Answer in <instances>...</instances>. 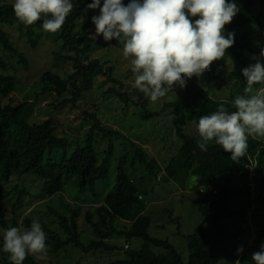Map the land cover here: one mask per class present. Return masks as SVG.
<instances>
[{
  "label": "trees",
  "instance_id": "16d2710c",
  "mask_svg": "<svg viewBox=\"0 0 264 264\" xmlns=\"http://www.w3.org/2000/svg\"><path fill=\"white\" fill-rule=\"evenodd\" d=\"M92 0H72L74 5L72 13L67 17L62 29L53 34L54 41L60 42V49L69 51L73 56L65 57V60L73 61V73L65 79L58 75L45 72L41 76L44 84L42 93H55L57 99L62 100L65 94H69V102L75 103L83 98V95L94 89V81L104 77L105 82L119 84L111 77V69H105L102 63L92 58L97 52L110 47L119 48L122 44L116 40L104 41L102 36L95 35V28L91 22L94 15L99 11L88 9L87 5ZM129 0H124L127 4ZM236 2V0H234ZM103 0H101V7ZM12 4L6 0H0V46L1 48L20 59L25 69L27 62L23 54L18 53L9 42L7 35L1 29V25L15 27L17 33L27 38L28 43L35 48L45 32L41 22L32 26H25L16 19ZM253 0H244L240 11L233 21L225 26V35L228 32L243 29L246 25L254 28H264V21L260 15L252 12ZM86 17L85 21L83 17ZM255 30L245 31L240 37H234V45L226 50V54L235 59L238 67L231 70L228 78L233 82L228 89L227 98H212L206 89V85L212 82H220L216 85L218 90L223 85V80L218 79L217 70L211 69L203 81L199 82L196 77L190 79L185 87V92L180 99L165 105L170 109L172 127L175 136L181 141V147L175 156L164 163L162 169L145 149L130 141L128 144L133 148L134 156L131 165L139 164L148 172L147 176L154 177L160 181L158 174L162 175V182H173L180 190L190 188L194 194L192 203L201 217V228L197 233L186 236L187 261L184 262L176 248L168 240H161L149 235L151 218L146 214L147 204L144 202L145 190L137 187L135 180L125 172L127 161L122 158L117 169L116 179L112 191L106 194L100 201L90 203L98 206L95 210L97 221H93L92 215L86 214V223L89 225L95 239L83 244L78 234V209L69 210L66 217L49 209L51 214L58 220V226L62 234L56 233L48 228L47 234L49 245V258H52L68 246H73L84 254L91 252L112 253L120 248L110 245L107 240L113 237H123L127 241L139 239L142 245L138 250L130 251L128 245L123 246L124 258L111 262L110 264H218L220 260L226 264H233L239 259L241 264H251V255L248 254L254 247L260 250L264 244V220L260 218L259 205H264V148L259 138H249L248 156L241 159L239 163L230 160V153H225L220 146L210 143L207 151H201L197 147L199 140L197 130L186 136L184 129L192 124H198L203 115H210L223 104L229 111H234L233 100L235 96L243 93L245 78L242 69L255 63L249 60L247 53H255L252 50L249 35ZM264 48V42L261 43ZM3 63L0 67L4 69ZM16 79L10 75L0 73V100L7 99L14 91ZM101 84L99 85V88ZM108 93L117 98L126 109L129 106H141L145 115L143 118L152 119L158 113L148 112L146 101H132L126 92L120 93L109 89ZM63 101V100H62ZM68 101V99H67ZM34 104L28 101L17 105L1 104L0 102V186L7 184L12 178L20 180L26 175H34L41 179V193L50 198L62 192L64 186L74 179V187L80 194L91 193L96 196V185L105 179L109 171V160L112 153L110 146L99 159L94 146L93 138L97 133L103 137H121L119 132L105 130L95 117V114H85L90 120V127L86 135V144L77 146L69 154V143L65 137L56 135V128L52 119H47L39 124H29L33 113ZM61 151L60 158L52 157L54 153ZM101 155V154H100ZM256 161V189L251 197L250 190L246 184L247 165L249 161ZM241 179L243 183L236 185L235 181ZM160 183V182H159ZM210 189L216 191L212 194ZM17 190V189H15ZM203 190V193H200ZM27 192L23 189L17 190L15 201L12 205V214L20 207L22 196ZM140 197V198H139ZM180 201L184 195L180 194ZM251 211V226L256 229V237L250 243L248 235L249 227L244 228L247 212ZM260 212V211H259ZM171 213V212H170ZM172 215V214H170ZM171 217V216H170ZM118 219L128 224L126 228L117 230L114 227ZM6 210L0 197V240L7 229ZM29 220H24L23 227H30ZM13 220L12 227H15ZM2 235V236H1ZM247 238L243 240V238ZM128 243V242H126ZM243 247V253L237 255V249ZM151 248L162 250L155 254ZM2 250V245H0ZM0 264H11L4 252L0 253ZM23 264H39L31 256H28Z\"/></svg>",
  "mask_w": 264,
  "mask_h": 264
},
{
  "label": "rangeland",
  "instance_id": "374dc122",
  "mask_svg": "<svg viewBox=\"0 0 264 264\" xmlns=\"http://www.w3.org/2000/svg\"><path fill=\"white\" fill-rule=\"evenodd\" d=\"M6 1L10 4L14 3V0ZM235 3L240 8L244 0H236ZM96 11H99V9H96ZM252 12L255 15H260L263 22L264 0H253ZM85 19L84 15L82 21H85ZM1 29L7 35L12 47L18 53L23 54L27 62V69H25L19 58L5 52L0 46V62L4 65V69L0 67V73L13 76L16 79L14 91L7 99L0 100L1 104L17 105L24 101L33 103L34 109L29 119V124H39L47 119H52L56 128V135L61 138L65 137L69 143L67 154L77 146L82 147L86 144L90 120L86 118L84 113L88 115L95 114L103 129L119 132L121 135L120 138L115 136L103 137L101 133L94 135L93 146L99 159L103 157V153L110 146L112 147L109 171L105 179L96 185V196H92L91 193L80 194L78 189L72 184L74 179L64 186L62 192L50 198L41 193L43 181L34 175H26L20 180L12 178L7 184L1 185L0 197L6 210L7 228L12 227L13 220H15V227H23L24 220L27 219L31 223L33 219H37L43 230L48 228L62 234L57 218L51 214L49 209L66 217L69 216V210L78 209L77 232L81 242L86 244L95 239V235L86 223L85 218L86 214L89 213L92 215L93 221L96 222L95 210L98 206L90 202L100 201L112 191L116 179V169L121 159L125 158L127 161L125 172L135 180L139 189L145 190L144 202L148 208L146 214L152 221L148 231L149 235L157 239L168 240L179 252L183 261L186 262L188 252L185 238L187 235L197 233L201 228V217L192 203L191 197L194 194L184 195V200L180 201V189L175 183L162 182V175L158 174L160 177L159 183L154 177L147 176L148 172L143 166L136 164L133 167L131 161L134 151L128 144V141H130L144 148L146 153L160 164L162 169L164 163L176 155L182 144L174 134L171 111L165 108V105L180 99L185 92V88L175 87L173 89L175 94L169 93L157 102H151L132 87L134 82L133 74L129 62L123 58V46L119 48L110 47L97 52L92 58L98 59L105 69L110 67L111 77L119 84L105 82V78L101 77L94 81L93 91L84 94L80 101L69 102L71 99L69 94H65L62 101L57 99V95L54 92L42 93L44 84L41 81V76L45 72H50L65 79L67 75L74 71L73 61L65 60V57H71L73 54L69 51L61 50V43L54 41L55 35L53 36L52 33L43 32L39 43L33 48L25 36L17 33L15 27L1 25ZM252 30L255 31L249 35V40L252 50L257 52L247 53L246 57L249 60H254L252 57H259L263 48L260 45L264 42V28L256 29L252 25H246L243 29L234 31V37H240L245 31ZM261 63H264V60H261ZM236 67H238V63L228 54H226L225 59L214 61L210 65V70L215 68L218 79L224 81L220 90L215 87L220 85V82H212L210 85H206V89L212 98L223 99L228 97V89L233 84L228 78V74ZM210 70L199 78V82L203 81V77ZM189 82L190 80L186 82V86ZM100 84L101 87L99 88ZM109 89H114L120 93L126 92L134 102L141 95L140 101H146L147 111L158 113V116L152 119L143 118L145 111L141 106H129L125 109L117 98L108 93ZM195 130V124L189 125L184 129V134L191 136ZM259 139L264 141V138ZM60 156L61 151H57L52 155L55 159L60 158ZM242 183L241 179L235 181L236 185H241ZM15 189H23L27 194L22 196L20 207L14 210L16 213L14 216L12 214V205L17 191ZM170 210H173V214L170 213ZM259 211L257 212L260 214V218L264 220V205H259ZM127 226L128 224L118 219L114 222V227L117 230ZM245 239L247 238H243V240ZM107 242L110 245L117 246L120 250L112 253L97 251L84 254L70 245L46 262L35 261L39 264H110L124 258L123 246L128 245L130 251H135L142 245V241L139 239L127 241L123 237H113ZM0 245H2V240H0ZM151 249L155 254L162 252V250L156 248ZM256 251H259V249L254 247L248 254L252 255ZM1 252L3 251L0 250Z\"/></svg>",
  "mask_w": 264,
  "mask_h": 264
},
{
  "label": "clouds",
  "instance_id": "9594fccd",
  "mask_svg": "<svg viewBox=\"0 0 264 264\" xmlns=\"http://www.w3.org/2000/svg\"><path fill=\"white\" fill-rule=\"evenodd\" d=\"M72 0H14L18 22L32 26L41 22L48 33L62 29L73 11ZM88 9H99L91 22L95 35L104 41L122 44L123 58L133 74L132 87L155 103L173 89H184L186 82L199 78L214 61L226 58L234 45V32L225 35L239 6L234 0H92ZM255 63L242 69L243 93L233 100L234 111L221 104L210 115H203L196 125L197 147L207 151L210 143L230 153L239 163L248 156L249 138H264V48ZM47 234L37 219L30 227H10L2 236V251L11 264H23L28 256L37 261L49 259ZM243 247L237 249V255ZM251 264H264V244L253 252ZM218 264H226L223 259ZM233 264H241L239 259Z\"/></svg>",
  "mask_w": 264,
  "mask_h": 264
},
{
  "label": "built area",
  "instance_id": "2783aa9c",
  "mask_svg": "<svg viewBox=\"0 0 264 264\" xmlns=\"http://www.w3.org/2000/svg\"><path fill=\"white\" fill-rule=\"evenodd\" d=\"M262 147L264 148V143L262 144ZM256 161L255 159L249 161V164L247 165L246 169H247V177H246V184L250 190V193H251V197H254L253 193L256 189V182H255V179L257 178V175H256ZM211 193L212 194H215L216 191L214 189H210ZM200 193H203V190H200ZM140 198V197H139ZM251 211L250 210L249 212H247V215L245 217V224H244V228L246 227H249V232H248V235L250 237V243H252L256 237V229L253 228L251 226Z\"/></svg>",
  "mask_w": 264,
  "mask_h": 264
},
{
  "label": "crops",
  "instance_id": "0c3cea01",
  "mask_svg": "<svg viewBox=\"0 0 264 264\" xmlns=\"http://www.w3.org/2000/svg\"><path fill=\"white\" fill-rule=\"evenodd\" d=\"M180 194H183V195H188L190 194V191H189V188H186V190L182 191L180 190L179 192ZM194 197V196H193ZM170 212L173 214V210H170Z\"/></svg>",
  "mask_w": 264,
  "mask_h": 264
}]
</instances>
